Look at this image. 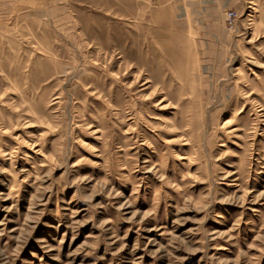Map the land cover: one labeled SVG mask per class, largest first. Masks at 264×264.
<instances>
[{"label": "rangeland", "instance_id": "rangeland-1", "mask_svg": "<svg viewBox=\"0 0 264 264\" xmlns=\"http://www.w3.org/2000/svg\"><path fill=\"white\" fill-rule=\"evenodd\" d=\"M0 264H264V0H0Z\"/></svg>", "mask_w": 264, "mask_h": 264}]
</instances>
